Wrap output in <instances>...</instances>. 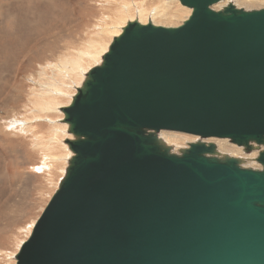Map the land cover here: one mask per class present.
Listing matches in <instances>:
<instances>
[{
    "label": "water",
    "instance_id": "95a60500",
    "mask_svg": "<svg viewBox=\"0 0 264 264\" xmlns=\"http://www.w3.org/2000/svg\"><path fill=\"white\" fill-rule=\"evenodd\" d=\"M166 1L190 16L128 22L60 109L72 155L16 264H264V8Z\"/></svg>",
    "mask_w": 264,
    "mask_h": 264
},
{
    "label": "rangeland",
    "instance_id": "374dc122",
    "mask_svg": "<svg viewBox=\"0 0 264 264\" xmlns=\"http://www.w3.org/2000/svg\"><path fill=\"white\" fill-rule=\"evenodd\" d=\"M117 1L109 0L111 4L108 7L109 9L102 12L99 9V5L103 4V0H0V133L4 136H10L8 137L10 140V150L6 156L10 167L8 166L7 169L6 167L4 168V164L2 163V160H4L1 156L3 146L0 142V264H15V254L21 243L29 237L30 232L27 230L31 226V222H35L39 218L52 194L55 192L57 187L55 185L59 184L64 175V169L66 168V164L63 162H66L71 156L69 150L63 145V141L69 139L70 135H67V128L61 123L63 115L59 112V106H56L57 108L49 113L51 117L50 121H53L55 123L53 126L58 129V132L55 133V140L50 142L49 148L46 145L48 146V142L54 136V127H51L50 124L42 122L41 125L45 126L42 130L36 128L34 124L32 125L31 129L36 133L37 140L40 142L34 146V140L30 135L24 136L19 133L18 121L23 119V116H20L23 113L22 108L25 106L33 108L35 106L32 104L29 106V100L31 102L34 100L33 103L41 100L39 99V87L43 83L47 88L54 85V88H52L53 86L49 88L51 91L49 93L50 98L54 90H61L64 97L57 98L58 105L62 107L69 105L71 97L76 93V88L80 87L81 81L84 79V74L89 69L99 65L101 60L100 56L92 60L81 58V70L79 72H74L75 69L67 65L65 61L68 62V58L78 59L79 55L77 54H80L89 47L88 44L93 37L95 38L94 35L99 31V27L116 26L115 29H120V26L124 27L130 21H138L139 10L152 13L155 7L158 11H162L165 14L164 17H159L156 20L159 19L161 22H168L169 27H177L186 19L188 11L178 1L169 3L168 7H161L162 3L159 2L163 0H125L127 3L126 11L128 8L129 10L125 12L126 14L124 13L118 17L116 21L115 18H111L117 15L114 11ZM230 1L236 3V7H240V9H246V11L251 10L250 7L241 5H246L245 0ZM263 7L264 5L261 9ZM252 9L256 10V8ZM76 16L82 18V27H79V25L76 26ZM107 17L111 18L107 19ZM141 19L143 20V24L151 22L144 15ZM169 23L173 25H169ZM168 26L166 25V27ZM113 33V31L106 32L101 37V44L99 43L96 50L99 51L103 46L107 47L108 42L111 40L110 38L114 37ZM67 55L71 56L67 57ZM65 56L68 61L64 58ZM44 60L47 61L45 62ZM88 60L92 62L90 63ZM63 62L67 65H64L65 67H70L69 70L63 66ZM84 62L87 63L85 64ZM60 65L62 66L61 73H59V76H56L58 74L56 66ZM51 80H54L53 84ZM42 96L43 100L48 99L43 93ZM3 120H6V122L10 120V132L4 126L6 122ZM1 125L3 128H1ZM160 133H158V137H160ZM22 139L25 140L27 145L21 142ZM198 140L200 139L195 137V141L193 142ZM226 142L231 144L228 140ZM173 143L167 142L166 144L172 147L174 153H177L179 149L185 148L187 145L185 142ZM239 149L241 150V148ZM241 151H243V148ZM52 155H54V158L57 157V162L50 161ZM46 157L49 159L47 158L46 160ZM249 163L253 165V168L250 167L252 165ZM242 167L256 169L255 167L258 168L260 166L252 161L243 164ZM1 213H5L6 215H2Z\"/></svg>",
    "mask_w": 264,
    "mask_h": 264
},
{
    "label": "bare ground",
    "instance_id": "6f19581e",
    "mask_svg": "<svg viewBox=\"0 0 264 264\" xmlns=\"http://www.w3.org/2000/svg\"><path fill=\"white\" fill-rule=\"evenodd\" d=\"M102 1V0H101ZM166 0H163V1H161V2H159V3H162L161 4V7H168L169 5V3H171V2H173V1H166V2H168V3H166L165 2ZM177 2V1H176ZM93 3V2H92ZM245 3H246V5H244V4H241L242 6H244V7H250V9L251 10H249V11H252V10H255V9H252V8H256V10H259V9H261V7L264 5V0H245ZM77 4V3H76ZM126 2H125V0H118L117 2H116V5H115V12L117 13V15L116 16H114V17H107V19L108 18H111V19H113V18H115L116 19V21H117V18L118 17H120V16H122L125 12H127L128 10H129V8L127 9V11H126ZM229 4H231V5H233V6H235L236 7V3H232L230 0H222L221 2H219L218 4H216L215 6H213L211 9L212 10H214V11H220V10H222L224 7H226L227 5H229ZM66 5V4H65ZM71 5V4H70ZM80 5V4H79ZM109 5H111L110 4V2H109V0H103V4H101V5H99V9H101L102 10V12H105L107 9H109L108 7H109ZM84 6V5H83ZM132 6V5H131ZM65 8V7H64ZM85 8V7H84ZM236 8H238V7H236ZM240 8V7H239ZM264 8V7H263ZM142 9V8H141ZM64 10V9H63ZM246 10V9H245ZM96 11V10H95ZM150 11V10H149ZM79 12V11H78ZM107 12H109V11H107ZM148 11H146L145 12V10H139L138 11V15H139V19H138V21H139V23L140 24H143L142 23V19H141V17L144 15L145 17H147L149 20H151V24H153V25H156V26H158L157 24H159V25H163V26H165L166 27V25L168 26V22L167 23H165V22H161V21H159V19L158 20H156L157 18H159V17H164L165 16V14H163V12L162 11H158L157 9H156V7L154 8V10L152 11V13H147ZM90 13V12H89ZM88 13V14H89ZM92 13V12H91ZM137 13V12H136ZM190 13H191V10L190 9H188V11H187V16L189 17L190 16ZM65 14V13H64ZM108 14V13H107ZM126 14V13H125ZM114 15V14H113ZM66 16V15H65ZM75 16V15H74ZM108 16V15H107ZM110 16V15H109ZM187 16H186V19H187ZM89 17V16H88ZM73 18V17H72ZM103 18V17H102ZM106 18V17H105ZM82 18L80 17V16H76V26L77 25H79V27H82V25H83V22H82V20H81ZM99 19H101V18H99ZM121 19V18H120ZM126 19V18H125ZM185 19V20H186ZM69 20V19H68ZM104 20H106V19H104ZM122 20V19H121ZM184 20V21H185ZM70 21V20H69ZM84 21V20H83ZM102 21V20H101ZM137 21V20H136ZM148 21V20H147ZM162 21H164V20H162ZM183 21V22H184ZM100 22V21H99ZM110 22H111V20H110ZM122 22V21H121ZM131 22V21H130ZM84 23H86V22H84ZM98 23V22H97ZM112 23V22H111ZM62 24V23H61ZM102 24V23H101ZM105 24V23H104ZM113 24V23H112ZM59 25V24H58ZM63 25V24H62ZM97 25V24H96ZM169 25H173V24H171V23H169ZM74 26V25H73ZM85 26V25H84ZM94 26V25H93ZM111 26H113V25H111ZM115 26V25H114ZM126 26V25H125ZM124 26V27H125ZM72 27V26H71ZM92 27V26H91ZM90 27V28H91ZM124 27H121L120 26V29H115L116 28V26L115 27H110V26H104V27H99L100 29H99V31L98 32H96L95 33V38L93 37V39H91V41H90V43L88 44L89 45V47L86 49V50H84V51H82L80 54H77V55H79L78 56V59H73V58H71V59H69L68 58V60L66 59V56L64 57L68 62H66L65 61V63L67 64V65H70L71 66V68H73V69H75L74 70V72H76V71H80L81 69V67H80V59L81 58H86V59H90V60H92V59H95L96 57H98V56H100V60H101V57H102V55H104L106 52H107V49H108V46L110 45V43L112 42V39L113 38H110L109 40H110V42H108L109 44L107 45V47H106V49H105V47L103 46V48H101L99 51L98 50H96L97 48H98V46H99V43H100V41H101V37L103 36V35H105V33L107 32H109V31H113L114 33H113V35H114V37H116V36H118V35H120L121 34V30H122V28H124ZM169 27V26H168ZM174 27V26H173ZM74 28V27H73ZM70 30V29H69ZM87 31V30H86ZM97 31V30H96ZM67 32H70V31H67ZM85 32V31H84ZM119 32V33H118ZM94 33V32H93ZM92 33V34H93ZM110 34V33H109ZM108 34V35H109ZM87 36V35H86ZM109 36H111V35H109ZM31 37V36H30ZM104 37H106V36H104ZM83 38V37H82ZM104 41V40H103ZM74 42V41H73ZM80 42V41H79ZM47 43V42H46ZM72 43V42H71ZM88 43V42H87ZM86 44V43H85ZM101 44V43H100ZM70 46V45H69ZM72 47V46H71ZM76 47V46H75ZM78 47V46H77ZM86 47V46H85ZM65 48V47H64ZM66 49H68V48H66ZM85 49V48H84ZM96 50V51H95ZM72 51H74L73 49H72ZM70 52V51H69ZM75 53V52H74ZM98 53H99V55H98ZM60 56V55H59ZM71 56V55H70ZM70 56H68L67 55V57H70ZM75 57H76V55H75ZM53 58V57H52ZM63 58V59H64ZM62 59V58H61ZM99 59V58H98ZM38 60V59H37ZM45 61V60H44ZM43 61V62H44ZM47 61V60H46ZM45 61V62H46ZM89 61V60H88ZM49 62V61H48ZM60 62V61H59ZM90 62V61H89ZM92 62V61H91ZM90 62V63H91ZM96 62H97V60H96ZM101 62V61H100ZM64 63V62H63ZM65 63L63 64V66L65 65ZM68 63H70V64H68ZM85 63V62H84ZM87 63V62H86ZM85 63V64H86ZM89 63V64H90ZM42 64V63H41ZM59 64V63H58ZM57 64V65H58ZM100 64V63H99ZM67 65H65V66H67ZM52 66V65H51ZM64 66V67H65ZM54 68V67H53ZM61 68H62V66L60 65V66H56V70H57V75L56 76H59L60 74L59 73H61ZM66 69H68L69 70V66H68V68L67 67H65ZM87 68H89V66H87ZM90 70V69H89ZM88 70V71H89ZM40 71V70H39ZM46 71V70H45ZM64 71V70H63ZM65 72H67V71H65ZM69 72V71H68ZM72 72V71H71ZM77 72V73H78ZM82 72V71H81ZM84 73V72H83ZM82 73V74H83ZM51 74V73H50ZM72 74H73V72H72ZM75 74V73H74ZM81 74V75H82ZM39 75V74H38ZM41 75V74H40ZM44 75V74H43ZM46 75H47V73H46ZM53 75H55L54 73H53ZM67 75V74H66ZM85 75H86V73L84 74V77H85ZM78 76V75H77ZM77 76H76V78H77ZM31 77V76H30ZM29 77V78H30ZM42 77V76H41ZM44 78V77H43ZM69 78V77H68ZM74 78H75V76H74ZM45 79H46V77H45ZM44 80V79H43ZM42 80V81H43ZM48 80V79H47ZM46 80V81H47ZM73 80V79H72ZM84 80V79H83ZM40 81H41V79H40ZM45 81V82H46ZM49 81V80H48ZM52 81V80H51ZM50 81V82H51ZM54 81V80H53ZM53 81H52V84H53ZM59 81V80H58ZM69 81V80H68ZM71 81V80H70ZM81 82H83V81H81ZM41 83V82H40ZM60 83V82H59ZM59 83H58V85H59ZM33 84V83H32ZM38 84V83H37ZM55 84H57V83H55ZM61 84V83H60ZM49 85V84H48ZM47 85V86H48ZM64 85V84H63ZM70 85V84H69ZM78 85V84H77ZM53 86V87H52ZM60 86H62V85H60ZM51 87L52 88H54V85H51ZM51 87H49V88H51ZM63 87V86H62ZM62 87H60V88H62ZM49 88H47L46 87V85L43 83V84H41L40 85V87H39V96H40V98L39 99H41L39 102L38 101H36V103H33L34 102V100H33V102H31L30 100L28 101L29 103H28V105L30 106V104H32V105H35L33 108H28L27 106H25V107H23L22 109H23V113L20 115V116H23V119H21V120H19L18 121V123H19V133H21V134H23L24 136H28V135H30V137L34 140L33 141V146L34 145H37L38 143H40V142H38V140H37V137H36V133L35 132H33L32 131V129H31V127H32V125L34 124L35 125V127L36 128H38V129H40V130H42V128H44L45 126H43V125H41V123L42 122H46V123H48V124H50L51 125V127L55 124L53 121H50V116H49V113L51 112V111H53V110H55L58 106H59V112L62 114V112L60 111V107H62V106H60V105H58L59 103H57V98H59V97H62L63 96V93L61 92V90H57V91H55L54 90V92L53 93H51V98L49 97L50 96V89ZM59 88V87H58ZM78 88V87H77ZM55 89H57V88H55ZM64 89V88H63ZM36 90V89H35ZM38 90V89H37ZM32 91H33V89H32ZM65 91V90H64ZM28 92H30V91H28ZM42 93L43 94H45L47 97H48V99L47 100H43V96H42ZM33 94V93H32ZM31 94V95H32ZM35 94V93H34ZM38 94V93H37ZM30 95V96H31ZM65 95V94H64ZM74 96V95H73ZM72 96V97H73ZM29 97V96H28ZM64 97V96H63ZM65 97H66V95H65ZM72 97H71V99H72ZM34 99V98H33ZM71 102V101H70ZM26 104V103H25ZM70 104V103H69ZM57 106V107H56ZM65 107H67V106H65ZM62 108H64V107H62ZM5 113V112H4ZM63 115V114H62ZM22 118V117H21ZM1 120V119H0ZM17 120V119H16ZM63 120V119H62ZM4 121V120H3ZM4 122H6V120L4 121ZM61 123H62V121H61ZM3 124V123H2ZM15 124V123H14ZM63 124V123H62ZM4 125V124H3ZM63 125H65L64 127H66L67 128V125L66 124H63ZM4 126H6L8 129H9V132H10V120L9 121H7L6 122V124L4 125ZM6 127H4V128H6ZM54 127V126H53ZM1 128H3V126L1 125ZM7 129V130H8ZM16 130V129H15ZM51 130V129H50ZM64 130V129H63ZM1 131V130H0ZM3 131H4V129H3ZM2 131V132H3ZM58 132V129H57V127L55 128H53V133H54V136L53 137H51V139H50V141L48 142V146L46 145V147H48L49 148V146H50V142H53L54 140H55V137H56V134L55 133H57ZM61 132V131H60ZM59 132V133H60ZM51 133V132H50ZM66 133H67V130H66ZM174 133H176V132H174ZM174 133H172L171 131H169V132H166V131H162L161 133H160V139H162V141H164V142H170V143H173V142H175L176 144H178L179 142H185L187 145H186V147L185 148H187V146H188V144L190 143V142H193V141H195V137L194 136H192V135H179L178 133L177 134H174ZM181 134V133H180ZM67 135H69L68 133H67ZM65 136V135H64ZM8 137H10L9 135H6V136H4L3 134H1L0 133V142L2 143V153H1V156H2V158L4 159V160H2V163L4 164V168L6 167V169H7V167L9 166L10 167V163L6 160V156H7V153L9 152V150H10V140L8 139ZM66 137V136H65ZM71 137V138H70ZM70 137H69V139L71 140L72 139V136L70 135ZM67 138V137H66ZM48 139V138H47ZM41 141V140H40ZM65 141V140H64ZM64 141H63V145H64V147H66L67 148V150H68V147H67V145L64 143ZM227 140L226 139H215V138H210V139H206V140H204V142H206V143H213L215 146H216V149H217V152L220 154V155H227V156H229V157H233V158H239V159H241L242 161H243V164H247L248 162H252V161H254V159L257 157V155H258V152L259 151H255V150H252V151H250V152H248V153H245L244 151H241L242 150V148L241 147H238V146H236V145H234V144H228L227 142H226ZM21 142L23 143V144H26L27 145V143H25V140L24 139H22L21 140ZM57 143V142H56ZM174 144V143H173ZM169 145V144H168ZM31 146H32V144H31ZM174 146V145H173ZM236 146V147H235ZM238 147V148H237ZM239 148H241V150L239 149ZM64 149V148H63ZM62 149V150H63ZM8 150V151H7ZM65 150V149H64ZM66 151V150H65ZM254 151V152H253ZM70 152V151H69ZM174 152V151H173ZM252 152V153H251ZM71 153V152H70ZM70 155H72V154H70ZM47 156V155H46ZM71 157V156H70ZM69 157V158H70ZM47 158L48 157H46V160H47ZM57 158V157H56ZM56 158H54V155H52L51 156V158H50V161L52 162H57V159ZM69 158L67 159V161L66 162H63V163H65L66 164V167H67V162H68V160H69ZM49 159V158H48ZM62 159H63V157H62ZM62 163V164H63ZM51 164V163H50ZM250 164V163H249ZM250 165H252V164H250ZM256 166V165H255ZM259 166V165H258ZM250 167H252L253 168V165L252 166H250ZM256 168V170H259V168L260 167H255ZM43 169V168H42ZM65 170H66V168L64 169V174H65ZM42 172V171H41ZM44 175V174H43ZM63 177H64V175H63ZM62 177V178H63ZM62 178H61V180H62ZM60 180V181H61ZM60 183V182H59ZM55 186H57L56 187V190L58 189V186H59V184L57 185H55ZM55 190V191H56ZM55 193V192H54ZM53 193V194H54ZM52 194V195H53ZM52 197V196H51ZM51 199V198H50ZM49 199V200H50ZM9 200V199H8ZM7 202V201H6ZM49 202V201H48ZM5 204V203H4ZM6 205V204H5ZM47 205V204H46ZM4 206V205H3ZM7 212V211H6ZM2 214V213H1ZM3 214H5V213H3ZM2 214V215H3ZM6 215V214H5ZM35 222H36V220H35ZM35 222H31V226L29 227V229L27 230V231H29L30 233H31V231H32V229H33V227H34V224H35ZM28 225V224H27ZM26 231V230H25ZM30 233H29V235H30ZM28 234V233H27ZM28 238H26V240H27ZM25 241V240H24ZM23 241V242H24ZM22 242V243H23ZM21 243V244H22ZM21 246V245H20ZM20 248V247H19ZM19 248H18V250H19ZM18 252V251H17ZM17 252H16V254H17ZM15 254V255H16ZM15 260V259H14ZM15 264H16V262H15Z\"/></svg>",
    "mask_w": 264,
    "mask_h": 264
}]
</instances>
